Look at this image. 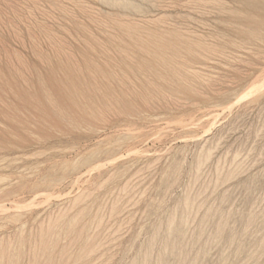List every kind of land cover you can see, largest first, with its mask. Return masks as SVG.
I'll use <instances>...</instances> for the list:
<instances>
[{"label": "rangeland", "instance_id": "374dc122", "mask_svg": "<svg viewBox=\"0 0 264 264\" xmlns=\"http://www.w3.org/2000/svg\"><path fill=\"white\" fill-rule=\"evenodd\" d=\"M0 264H264V0H0Z\"/></svg>", "mask_w": 264, "mask_h": 264}]
</instances>
